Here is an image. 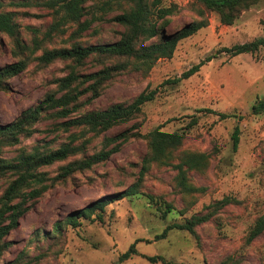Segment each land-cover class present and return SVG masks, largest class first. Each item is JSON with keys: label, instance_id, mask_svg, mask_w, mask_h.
Wrapping results in <instances>:
<instances>
[{"label": "rangeland", "instance_id": "1", "mask_svg": "<svg viewBox=\"0 0 264 264\" xmlns=\"http://www.w3.org/2000/svg\"><path fill=\"white\" fill-rule=\"evenodd\" d=\"M11 1L0 0V3L5 11L18 12L21 38L28 44L35 36L42 38L54 21L51 11L38 4L28 8L10 7ZM167 3H175L180 9L168 27L169 34L201 20L194 0H167ZM114 16L112 13L105 21L95 22L80 42L88 46L118 41L123 28L111 21ZM207 18L208 27L182 41L171 59L158 61L147 75L136 72L119 75L101 97L83 110L85 113L105 110L115 104H130L141 94L156 91V99L143 107L138 119L96 139L87 154L99 150L104 137L116 136L136 123L140 124L142 135L155 129L184 131L188 136L183 150L212 153L217 148L219 151L213 155L204 175L191 173L193 182L205 192L198 195L194 205L187 204L174 181L177 171L155 165L143 179L141 188L154 201L146 196L117 201L107 207L101 219L94 217L82 221L78 228L56 234L57 221L94 202L114 197L137 182L149 149L145 139H132L105 164L74 174L37 200L11 234L13 245L1 264H164L148 260L156 256L169 264H221L229 258L237 264H264V234L247 244L256 221L264 216V113H253L254 105L264 99V48L256 54L236 57L226 51L264 38V0L243 12L233 26L223 25L216 13L208 14ZM34 29L40 33L34 34ZM75 29L74 24L67 25L65 33L54 36L46 47H69ZM12 44L9 37L0 36V68L16 61ZM209 59L212 61L208 62ZM200 64L204 65L198 73L183 79L184 74ZM100 69L101 65L92 60L81 73ZM68 73L66 61H56L46 68L32 63L25 73L10 81V91L0 92V124L11 123L36 105L56 89V80ZM217 114L235 117L221 119ZM194 116L198 124L188 129ZM61 122L42 121L32 138L7 149L5 157L14 159L37 147L57 148L67 143L69 133L59 129ZM237 126L241 135L235 151L232 137ZM81 158V155L71 157L43 171L54 178L61 166ZM8 182V178L0 179V196ZM225 198L232 199V203L197 228L199 243L191 234L178 230L170 231L164 239H156L168 226L205 214L208 206ZM164 202L176 209L166 217H163ZM134 243L138 254L122 262V255Z\"/></svg>", "mask_w": 264, "mask_h": 264}, {"label": "trees", "instance_id": "2", "mask_svg": "<svg viewBox=\"0 0 264 264\" xmlns=\"http://www.w3.org/2000/svg\"><path fill=\"white\" fill-rule=\"evenodd\" d=\"M195 10L201 17L186 25L175 33H168L172 18L180 13L175 3L167 0H12L10 7L28 8L34 4L42 5L51 11L54 21L42 38L35 36L31 44L21 38V26L18 23V12L3 10L0 3V36L6 35L12 41V54L16 58L14 63L0 68V92L10 91V81L25 73L32 63L46 68L56 61L68 62L69 73L56 80V89L49 92L36 105L23 111L14 121L0 124V179L8 178V185L0 196V264L4 254L11 248L13 241L11 234L19 228L21 220L32 208L37 200L43 197L59 182H66L78 172L91 170L95 166L105 164L122 147L132 139H145L148 143V155L143 159L139 178L126 191L105 200L94 202L89 206L74 211L64 219L54 224V232L62 235L68 229L81 226L82 221L102 218L111 204L123 199L138 196L155 198L141 192L143 179L155 167H172L177 171L175 183L187 204L194 205L198 195L205 192L198 187L191 178L195 172L204 175L211 164L212 153L183 150L187 140V132H164L155 129L147 135H142L140 124L136 123L130 129L112 137H104L99 145L101 148L92 155L87 152L96 139H100L119 125L134 121L143 114V107L156 99V91L141 94L130 104H115L105 110H95L83 113L84 108L101 97L104 89L119 75L136 72L147 75L156 63L162 59H171L178 45L209 25L208 14L216 13L225 26H233L243 12L258 5L262 0H194ZM115 16L111 21L123 28L118 41L113 43H99L85 46L80 42L95 22L106 20L110 14ZM29 15V14H27ZM69 24L76 26L71 34V45L63 48L49 49L47 43H52L54 36L65 33ZM34 34H39L37 29ZM264 48V38L253 42L237 45L226 50L231 57L242 54H256ZM101 65V69L89 74H82L81 70L89 61ZM212 61L209 59L208 62ZM204 64L193 67L183 75L189 79L200 71ZM216 113L212 110L200 112ZM254 115L264 113V99L259 100L253 107ZM220 115L221 119L235 117L227 114ZM46 119L63 121L59 129L69 133L68 142L57 148H35L30 153H21L14 159L5 157L9 148L16 147L25 139L32 138L37 133V125ZM198 124L195 116L188 125V129ZM76 130L77 132H73ZM88 135H92L88 138ZM241 131L237 126L233 134V148L238 150ZM81 155L83 158L74 160L61 166L58 176L51 178L43 169L56 163L66 162L71 157ZM232 199L225 198L207 207V213L193 215L183 224L168 226L161 235V240L170 231H184L191 234L199 243L197 228L212 219L219 211L232 203ZM163 217L176 211L172 204L165 203ZM188 209V207H187ZM186 211H181L184 214ZM264 234V216L259 218L251 230L247 244L252 243ZM134 243L122 255L121 261H128L138 254ZM153 263L169 264L162 257L148 258ZM227 259L221 264H237ZM8 264H17L11 262Z\"/></svg>", "mask_w": 264, "mask_h": 264}, {"label": "water", "instance_id": "3", "mask_svg": "<svg viewBox=\"0 0 264 264\" xmlns=\"http://www.w3.org/2000/svg\"><path fill=\"white\" fill-rule=\"evenodd\" d=\"M212 1H223V0H212Z\"/></svg>", "mask_w": 264, "mask_h": 264}]
</instances>
